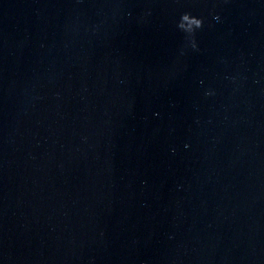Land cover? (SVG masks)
<instances>
[{
    "label": "water",
    "instance_id": "water-1",
    "mask_svg": "<svg viewBox=\"0 0 264 264\" xmlns=\"http://www.w3.org/2000/svg\"><path fill=\"white\" fill-rule=\"evenodd\" d=\"M0 264H264V0H0Z\"/></svg>",
    "mask_w": 264,
    "mask_h": 264
},
{
    "label": "clouds",
    "instance_id": "clouds-1",
    "mask_svg": "<svg viewBox=\"0 0 264 264\" xmlns=\"http://www.w3.org/2000/svg\"><path fill=\"white\" fill-rule=\"evenodd\" d=\"M203 26V21L200 18L191 16L188 13L182 15L180 22L178 23V28L189 35H193L196 29ZM192 47L195 48L196 44L193 40Z\"/></svg>",
    "mask_w": 264,
    "mask_h": 264
}]
</instances>
